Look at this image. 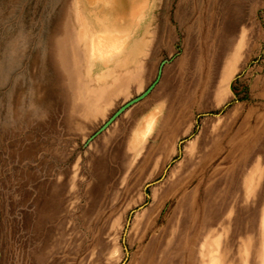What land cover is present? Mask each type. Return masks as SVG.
I'll return each mask as SVG.
<instances>
[{
	"label": "rangeland",
	"instance_id": "374dc122",
	"mask_svg": "<svg viewBox=\"0 0 264 264\" xmlns=\"http://www.w3.org/2000/svg\"><path fill=\"white\" fill-rule=\"evenodd\" d=\"M0 264H264V0H0Z\"/></svg>",
	"mask_w": 264,
	"mask_h": 264
},
{
	"label": "bare ground",
	"instance_id": "6f19581e",
	"mask_svg": "<svg viewBox=\"0 0 264 264\" xmlns=\"http://www.w3.org/2000/svg\"><path fill=\"white\" fill-rule=\"evenodd\" d=\"M104 31H108V33H109V30L107 29V28H105V30ZM90 35H92V32L89 30V28H87L86 26H84V27H82L81 28V31H80V36H81V38L84 40V39H90ZM105 35V34H104ZM106 35H107V33H106ZM96 39V40H95ZM101 39H99V40H97V37H95V38H93V40H92V38H91V41H92V43L90 42H88V47L90 48V50H91V52L92 51H94L93 49V47H95V52H96V46H98L99 44V42H97V41H100ZM98 44V45H97ZM100 47V46H99ZM98 47V48H99ZM102 48V47H101ZM101 48H99L101 51H102V49ZM89 50V51H90ZM92 53V55L94 54H96V53ZM99 53V52H98Z\"/></svg>",
	"mask_w": 264,
	"mask_h": 264
}]
</instances>
